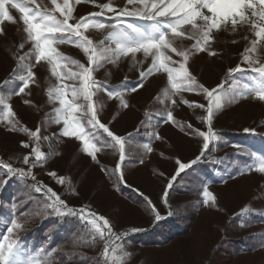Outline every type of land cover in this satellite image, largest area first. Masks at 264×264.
Listing matches in <instances>:
<instances>
[{
  "label": "rangeland",
  "instance_id": "1",
  "mask_svg": "<svg viewBox=\"0 0 264 264\" xmlns=\"http://www.w3.org/2000/svg\"><path fill=\"white\" fill-rule=\"evenodd\" d=\"M37 2L51 6V0ZM108 2L96 0L99 4ZM112 3L115 7H124L126 0H112ZM98 11L100 9L95 4L82 2L75 6L74 16L78 18ZM11 13L17 22H5L2 25L5 34L0 35V94L5 96L20 86L19 80L12 76L17 67L15 57L23 54L19 51V45L24 43V52L32 47L23 32L20 13L15 9ZM97 19L110 22L105 17ZM107 31L89 29L86 34L97 46L101 41L109 45L111 42L106 39ZM254 39L257 40V50L250 55L264 63V41H259L248 25L238 26L235 31H225L223 28L216 31L210 48L217 55L199 52L189 60V70L199 83L211 88L222 85L219 91L225 98V107L213 121V130L221 139L210 144V154L206 153V158L177 177L168 197L174 214L159 223H153L145 198H149L166 216L168 208L162 201V195L169 178L177 170L175 161L178 158L182 162H189L196 158L203 140L192 129L207 131L206 120L202 119L206 113L189 105L206 103L205 97L183 91L175 97L177 105L171 106L163 96L167 86L165 73H155L145 80L144 88L126 92L125 99L129 102L127 109H121L119 101L110 99L106 92H99L94 99L104 106L100 113L101 122L109 124L116 134L127 136L132 133L125 146L126 159L121 164L118 150L107 146L111 141L102 130H97V139L102 145L97 153L99 163L84 154L80 142L74 138L53 135L63 125L54 122V110L60 105L50 100L47 90L60 84L78 82L68 79L58 81L46 61L34 65L36 82L30 83L25 94L11 96L10 103L15 112L12 119L19 121L17 126H26L33 131L39 128L42 137L51 138L40 141L47 162L33 169L37 180L55 190L70 206L79 208L88 204L108 217L116 233L127 232L122 241L113 240V244L123 243L125 250L133 253L126 264H264V174L254 169L241 174L254 162L250 153L259 155L264 152V102L247 96L227 103L232 95L242 90L244 83L254 82L255 74L251 72L233 74L232 79L228 78V69L237 65L248 68L246 63H241L242 54L251 47ZM193 43L187 39L182 41L185 48ZM57 47L68 58L62 63H67L71 70L78 71L72 61L87 64L85 54L76 46L60 44ZM137 59H142V54H137ZM149 64L150 60L134 67L131 57H122L117 64L105 63L94 75L97 80L106 81L108 88H132L140 79L139 72ZM58 71L66 74L68 69ZM157 96L160 100L156 99ZM68 98L71 99V96ZM25 100L30 103L26 104ZM183 100L189 103L185 104ZM78 102L83 103L82 100ZM167 108H171L177 121L185 126L191 124L192 128L186 127L182 132L171 122L162 123ZM5 111L0 106V116ZM146 113L149 115L146 116ZM246 128L254 129L257 135L245 133ZM155 134L161 139H156ZM28 139L22 132L9 131L6 122L0 123V158L14 167L27 169L22 157L30 150L21 147L20 142ZM145 143L151 145V153H146L143 147ZM118 165L126 183L119 181V174L115 171ZM102 169H108V173ZM49 171L66 177L65 184L60 185L53 177L46 175ZM5 179L7 184L0 186V216L5 218L4 223H0V233L6 231L7 218L14 214L23 228L14 229L10 238L22 241L29 253L37 250L36 255L42 256L43 253L38 251L41 246L45 251L53 249V233L50 230L63 234L72 231L71 238L66 239L67 246H59L48 254L54 257L50 264H102L103 241L97 239L93 242L82 221L67 215L56 217L50 214L51 210H45L46 197L35 192L33 185L36 181L31 178L18 180L0 175V181ZM205 186L216 195L215 206L203 204L202 190ZM71 188H75L79 195H70ZM5 193L10 198L2 201ZM245 207L250 209V213L242 212ZM25 209L28 210L26 213ZM46 225H49V231L38 240L37 231ZM134 227L144 230L130 232ZM81 254L85 258H81ZM69 255H78L76 258L80 262Z\"/></svg>",
  "mask_w": 264,
  "mask_h": 264
},
{
  "label": "snow or ice",
  "instance_id": "2",
  "mask_svg": "<svg viewBox=\"0 0 264 264\" xmlns=\"http://www.w3.org/2000/svg\"><path fill=\"white\" fill-rule=\"evenodd\" d=\"M82 2L93 3L100 11L77 18L74 16L75 6ZM12 9L20 13L23 32L32 47L24 52V43L19 45V51L23 54L16 55L17 67L13 70L12 76L19 80L20 86L7 96L0 94V106L6 109L4 115L0 116V123L6 122L9 131H19L28 136L29 139L21 141L20 145L30 151L22 157V163L27 166V169L14 167L0 158V175L9 179L31 178L32 181H36L33 188L35 192L42 193L46 197L43 205L45 210H51L50 214L56 217L66 215L76 217L84 223L93 242L97 239L103 241L102 264H126L133 253L126 251L123 243L113 244V240L122 241V238L128 235L127 232L116 233L108 217L98 213L88 204L79 208L70 206L55 190L37 180L33 169L47 162V156L41 150L40 141L51 138L42 137L39 128L33 131L26 126H17L19 121L12 119L15 117V112L10 103L11 96L25 94L30 83L36 82L34 65L46 61L50 65L52 75L58 81L68 79L78 82L72 85L60 84L59 87L47 90L50 100L60 105L54 110L56 115L54 122L63 125L61 130L53 135L74 138L80 142L83 153L99 163L97 153L101 151L102 145L97 139V130H102L111 141L107 146L118 150L121 164L126 159L125 146L132 133L127 136L116 134L110 129L109 124L101 122L100 113L104 106L94 99L99 92H106L110 99L119 101L121 109H127L129 102L125 99L126 92H136L145 87V80L153 74L165 73L167 86L163 90V96L165 100L170 101L171 106L177 105L175 97L183 91L205 97L206 103L189 105L202 109L206 113V117L202 119L206 120L207 131L192 129L193 133L202 137L203 140L200 153L196 158L189 162H182L178 158L175 161L177 170L169 178L162 195V201L168 208L166 216L159 212L149 198H145L153 216V223H159L174 214L168 203V197L169 191L174 189L177 177L196 165L202 158H206L205 154H210V144L221 139L213 130V121L216 114L225 107V98L219 91L222 85L211 88L199 83L197 77L189 70V60L199 52L217 55L211 50L210 43L213 41L214 33L222 28L225 31L229 29L235 31L238 26L248 25L255 32L257 39L264 41V0H126L125 6L119 8L113 6L112 0L104 4L96 3V0H51V6L38 3L37 0H0V35L5 34L2 27L5 22H17L11 13ZM99 17H105L110 22H102L97 19ZM89 29L108 30L106 39L111 43L105 45L104 41H101L99 46L95 45L86 34ZM185 39L194 41L191 47H183L182 41ZM60 44H71L81 49L86 56L87 64L72 61L78 71L68 68L67 63H62L68 58L59 52L57 46ZM256 50L257 40L254 39L251 41V47L246 48L242 54L241 63H246L248 68L237 65L235 68L228 69L229 79L237 73L255 74L254 82L244 83L242 90L227 100L228 104L247 96H254L257 100L264 102V63L254 60L250 55ZM137 54H142V59L138 60ZM174 56L179 59H174ZM122 57H131L134 67L142 66L150 60L148 67L139 72L140 79L135 87L108 88L106 81L102 82L95 78L94 74L103 68L105 63L117 64ZM257 64L259 66H256ZM61 68L68 69V72L65 74L58 71ZM126 81L127 77H125ZM8 82L5 81V83ZM69 95L71 99L68 98ZM156 99L160 100V97L157 96ZM81 100L83 103L78 102ZM24 102L30 103L27 100ZM182 102L189 103L186 100ZM161 103L164 101L161 100ZM165 111L166 115L162 123L171 122L182 132L186 127L192 128L191 124L185 126L177 121L171 108ZM147 115L149 114L146 113ZM244 132L257 135L254 129L246 128ZM155 138L161 139L158 134H155ZM143 147L146 153L153 151L148 143H145ZM250 154L254 157V162L242 170L241 174L244 171L251 172L253 169L259 174H264V152L259 155L255 152ZM102 171L108 173V169H102ZM115 171L119 174V181L122 184L126 183L119 165ZM46 175L53 177L60 185H64L67 179L58 176L55 171H49ZM5 184L7 179L0 181V186ZM69 194L79 195L75 188H71ZM202 195L204 205H216L217 197L209 191L207 186L203 187ZM14 207L15 204H13ZM27 211L25 209V213ZM242 212L250 213V209L245 207ZM4 220L5 218L0 216V223H4ZM22 228L23 224L17 222L14 214L7 218L6 231L0 233V264H50L54 257H49L48 254L54 252V249L45 251L41 246L38 251L43 255L38 256L37 250L29 253L22 241L10 238L14 229ZM142 230L144 229L134 227L129 231ZM81 258L85 257L81 254Z\"/></svg>",
  "mask_w": 264,
  "mask_h": 264
},
{
  "label": "trees",
  "instance_id": "3",
  "mask_svg": "<svg viewBox=\"0 0 264 264\" xmlns=\"http://www.w3.org/2000/svg\"><path fill=\"white\" fill-rule=\"evenodd\" d=\"M10 198V196H8L6 193L3 195V197H2V201H4V200H8ZM4 199V200H3ZM5 201V202H6ZM54 221H56V220H54ZM49 226V225H48ZM47 225H46V227H43V228H41V229H39L37 232H38V234H37V238H38V240H40L41 239V237L45 234V232L46 231H49V229H50V227H48ZM51 234H52V238H53V249H55V248H57V247H59V246H67V243H66V239H69V238H71L70 237V235L71 234H73V232L72 231H70V232H67V233H69V234H63V233H58V232H54V231H52V230H50L49 231ZM68 256V255H67ZM69 256H71V257H73L72 255H69ZM76 256H78V255H76ZM76 256H74L73 258L74 259H76L75 261L76 262H80L77 258H76ZM69 258V257H68Z\"/></svg>",
  "mask_w": 264,
  "mask_h": 264
}]
</instances>
